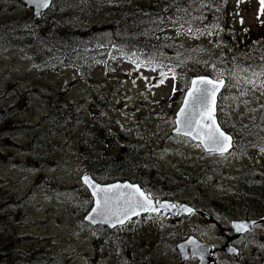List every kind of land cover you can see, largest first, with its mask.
Instances as JSON below:
<instances>
[{
  "label": "rangeland",
  "instance_id": "obj_1",
  "mask_svg": "<svg viewBox=\"0 0 264 264\" xmlns=\"http://www.w3.org/2000/svg\"><path fill=\"white\" fill-rule=\"evenodd\" d=\"M161 1L55 0L35 23L18 0H0V264H174L170 241L157 242L163 229L180 238L208 225L196 216L170 226L168 219L142 215L110 236L106 226L85 219L93 209L82 182L87 172L103 183L131 180L211 212L233 208L235 217L264 216V75H253L264 73V5L202 0L217 5L216 19L176 18L178 28L167 26L166 35L187 53L161 78L154 65L139 67L122 51L111 54L113 44L123 46L140 30L141 13ZM47 26L62 28V35L94 33L90 41L98 51L81 55L85 51L77 50L88 40L80 37L58 45ZM201 67L227 81L218 118L237 144L223 155L173 132ZM59 94L75 107L52 122ZM124 147L127 175L112 169L120 165L111 152ZM255 232L264 257L263 228Z\"/></svg>",
  "mask_w": 264,
  "mask_h": 264
},
{
  "label": "snow or ice",
  "instance_id": "obj_2",
  "mask_svg": "<svg viewBox=\"0 0 264 264\" xmlns=\"http://www.w3.org/2000/svg\"><path fill=\"white\" fill-rule=\"evenodd\" d=\"M30 2L43 9L49 6L50 0H30ZM260 2L264 5V0H260ZM261 12L264 13V7H262ZM162 75L166 78V74ZM253 75L259 76L264 75V73H253ZM160 83H163V80ZM245 83L255 87V81L251 79L246 80ZM222 87H224L223 79L198 77L192 80L183 101L184 107L179 113L183 120L177 121V124L183 126V135L198 139L200 144L197 146H203L208 152H215L220 155H223L232 146V137L223 132L216 121V95ZM176 132L180 134L182 128L178 127ZM261 151L264 152V148ZM83 182L92 189L93 195L96 196L94 215L101 217L102 223H110L113 227L116 224H123L132 216L140 215L141 212L160 214L162 209L168 210L178 207L167 203L160 204L159 201L154 203L149 195L133 185L117 184L101 187L87 175L83 177ZM122 189H132V191L125 192ZM183 211L191 212L192 210L184 208ZM87 219L96 222L93 215H89ZM248 227L249 225L245 223L235 225L237 231H246ZM189 243L195 242L189 241ZM197 247L199 246L197 245Z\"/></svg>",
  "mask_w": 264,
  "mask_h": 264
},
{
  "label": "trees",
  "instance_id": "obj_3",
  "mask_svg": "<svg viewBox=\"0 0 264 264\" xmlns=\"http://www.w3.org/2000/svg\"><path fill=\"white\" fill-rule=\"evenodd\" d=\"M211 1V0H210ZM222 1V0H221ZM217 5L209 2L206 6L202 5V0H162L161 3L151 9V12H147L145 14L141 13V18L139 20L140 30L133 35L129 41L124 42L123 46L117 47L113 44V49L111 54L113 56L116 55V51H122V56L129 60L131 63L138 65L139 67H144L150 69L152 65L155 68H158L161 74V78H165L164 75L167 76L171 73L174 68L178 64V55L182 56L187 53V50L182 49L179 46H173L172 41H170V37L167 36V26H171L173 29L178 28V24L175 22L176 18H184L186 20H192L193 22H198L199 19L197 17L205 18L206 22H210L212 19H216V16L212 15L215 13ZM154 10V11H152ZM202 24V23H201ZM204 25H206L204 23ZM202 25V26H204ZM68 26H65V29ZM69 28V27H68ZM107 28V27H104ZM63 29L58 26L56 29L52 27H45L44 32H46L58 45H63L66 47L69 43L72 42L73 38H83L88 40V43L85 44V48L77 51H85L82 52L81 55H85L86 52L98 51L95 49L96 44H93L91 40L94 33H72L71 35H62ZM115 32V31H113ZM101 45H106V41L100 42ZM55 48V47H54ZM171 50L172 54L169 51ZM191 51H199L198 48ZM83 59V58H81ZM82 61V60H81ZM77 66H80L79 62L75 63ZM210 68L201 67L198 69L197 75H210ZM166 76V77H167ZM61 100L53 106L52 115L48 117L52 120V122L62 119V117H69V115L73 112L72 102L65 101L63 94H59ZM93 101V100H92ZM147 100L143 98L140 103V108H144ZM97 105H94V110ZM141 115V113H140ZM140 117H138V123H140ZM139 125H137V128ZM121 137V135H119ZM107 151V150H106ZM126 152V148L124 147L120 151L111 152L112 156H115L116 160H118V165L113 167L112 169L120 172L123 175H127L129 170L123 169L126 166V162L124 156ZM138 151H136L137 153ZM127 161V160H125Z\"/></svg>",
  "mask_w": 264,
  "mask_h": 264
},
{
  "label": "flooded vegetation",
  "instance_id": "obj_4",
  "mask_svg": "<svg viewBox=\"0 0 264 264\" xmlns=\"http://www.w3.org/2000/svg\"><path fill=\"white\" fill-rule=\"evenodd\" d=\"M235 144H237V139L233 136V147L229 150V152L234 149ZM143 188L147 194L155 200V202L159 201L162 203L166 200L173 201L169 196L163 197L157 193L149 192L145 185ZM175 203L177 205L188 204L186 202ZM192 204H188L194 209L190 215L180 214L174 216L168 212L169 210H163V212H168L166 215H162L164 217L153 213L143 214V217L168 219L172 222L170 226H174L176 222L184 216H196L198 220L208 222V225L204 229L196 228L185 237L180 238L178 237L176 231H172L169 228L163 229L164 233H160L157 237V242L158 245L161 246L166 240L170 241L169 245L171 246V251L167 254L173 253L175 255L176 259L174 264H257V260H259L258 264H264V257L261 253L258 254L257 244L254 241L257 236V232H255L257 227L263 228L264 232V216L235 217V210L233 208L229 211L225 208H220L211 212L206 209H201L198 202H192ZM218 215L219 217H215ZM224 217H229V222L227 224H223L221 222V219ZM253 222H255V224H253ZM240 223L248 224V229L246 231H237L235 225ZM214 227L216 229H214ZM107 228L110 236H112L115 231L119 229L120 231L123 230L122 226ZM163 235L166 236L162 237ZM262 239H264V236ZM189 241H194L195 243H189ZM195 245H198L199 247L195 248ZM246 245H248L247 248L249 251H247V248L244 247ZM183 257H187V259L183 260ZM160 264L167 263L161 262Z\"/></svg>",
  "mask_w": 264,
  "mask_h": 264
},
{
  "label": "water",
  "instance_id": "obj_5",
  "mask_svg": "<svg viewBox=\"0 0 264 264\" xmlns=\"http://www.w3.org/2000/svg\"><path fill=\"white\" fill-rule=\"evenodd\" d=\"M19 2H20L24 7H26L27 9H30V10L33 11V21H34V22H38V21H40V20L42 19V17H43V14H44L47 10H49V9L51 8L52 4H53V0H50L49 6L46 7V8L41 9V8H38L35 4L31 3L30 0H19ZM198 77H207V78H209V79H215V78H213L212 76H208V75H200V76H196V77H194L192 80L197 79ZM192 80H191V81H192ZM223 81H224V86H225V83H226V82H225V79H223ZM223 89H224V87H222V88L220 89V91H219V92L217 93V95H216V112H215V115H216V121H217V123L219 124L221 130H222L223 132H225V131L222 129V127H221V125H220V123H219L218 117H217V112H218V100H219L220 93L223 91ZM188 91H189V88L187 89V91H186V93H185V95H184L183 101H184V99H185L186 94H187ZM183 101H182V104H181V106H180V109H179L178 112L176 113V125H177L176 129H177L178 127H181V128H182V132H181L180 134H182V135H183V126H182V124H177V121H178V120H183V118L179 116V113H180L181 109L184 107ZM176 129H175L173 132H174L175 134H178V133L176 132ZM225 133H226V132H225ZM226 134H227V133H226ZM227 135H229V134H227ZM194 140L200 142L198 139H194ZM231 145H233L232 141H231ZM231 148H232V146H231ZM231 148H230V149H231ZM204 149H205V148H204ZM230 149H229V150H230ZM205 150H206V149H205ZM229 150H228V151H229ZM206 151H207V150H206ZM228 151H227V152H228ZM207 152H208V151H207ZM227 152H225V153H227ZM216 154H219V153H216ZM86 175L89 176L90 179H91L95 184H97V185H99V186H101V187H108V186L117 185V184H118V185H126V184H127V185H133V186L138 187L141 191H143V192L147 195V193L144 191V189H143L139 184H137V183H132V182H130V181H127V182H115V183H112V184H101V183L97 182L96 180H94V179L91 177V175H90L89 173L86 174ZM82 179H83V178H82ZM87 187H88V186H87ZM88 189H89L91 195H92L93 198H94V207H93V209H94L95 206H96V205H95L96 196L93 195V191H92L91 188L88 187ZM122 191L130 192V191H132V189H122ZM101 195H103V194H101ZM152 200H153V199H152ZM153 202L155 203L154 200H153ZM165 203L170 204V205H177V204H175L174 202H171V201H163V202L160 203V204H165ZM177 206H178V207H176V208L168 209V210H169L168 212H169L170 214L174 215V216H177V215H179V214L190 215V214L194 211V209H193L191 206H189L188 204H182V205H177ZM184 208L191 209L192 211H191V212L183 211ZM93 209L91 210V212L89 213V215H93L94 220H95L96 222L94 223V222L88 220L87 217H88L89 215L86 217V221L90 222V223L93 224V225L103 224V225L109 226V227H111V228H114V227H116V226L123 225V224L127 223V222H128L130 219H132V218L137 217V216H132L130 219L126 220L123 224H116V225L113 227L112 224H110V223H102V222H101V219H102V218L99 217V216H95L94 213H93ZM168 212H163V209H162L161 212H160V214H158V215H166ZM147 213H150V212H141L140 215L147 214ZM153 214H157V213H153ZM138 216H139V215H138ZM186 258H187V257H183V260H186Z\"/></svg>",
  "mask_w": 264,
  "mask_h": 264
},
{
  "label": "bare ground",
  "instance_id": "obj_6",
  "mask_svg": "<svg viewBox=\"0 0 264 264\" xmlns=\"http://www.w3.org/2000/svg\"><path fill=\"white\" fill-rule=\"evenodd\" d=\"M54 1L55 0H53V3H54ZM18 2H19V0H18ZM20 3V2H19ZM21 4V3H20ZM22 5V4H21ZM10 38V37H9ZM192 173V172H191ZM232 182V181H231ZM198 184H199V182H198ZM173 189H174V187H173ZM176 191V190H175ZM222 198V197H221ZM249 199V198H248ZM221 201V200H220ZM229 201V200H228ZM258 201V200H257ZM217 205V204H216ZM94 207V206H93Z\"/></svg>",
  "mask_w": 264,
  "mask_h": 264
}]
</instances>
